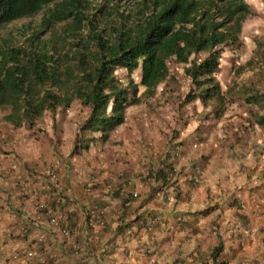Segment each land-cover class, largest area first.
I'll use <instances>...</instances> for the list:
<instances>
[{"label":"crops","instance_id":"1","mask_svg":"<svg viewBox=\"0 0 264 264\" xmlns=\"http://www.w3.org/2000/svg\"><path fill=\"white\" fill-rule=\"evenodd\" d=\"M39 127L6 136L8 151L0 150V264L27 240L16 231L20 222L31 224L30 243L44 235L38 259L46 264H264V151H188L175 143L152 157L127 151L139 135L117 132L122 125L77 154L72 130ZM170 168L169 186L143 179ZM48 169L58 177L52 192L42 187ZM28 197L59 209L69 236L44 217L35 228Z\"/></svg>","mask_w":264,"mask_h":264},{"label":"trees","instance_id":"2","mask_svg":"<svg viewBox=\"0 0 264 264\" xmlns=\"http://www.w3.org/2000/svg\"><path fill=\"white\" fill-rule=\"evenodd\" d=\"M250 14L246 0H0V110H9L3 121L29 130L45 113L54 122L59 109L78 101L89 110L76 137L78 154L124 125L127 110L140 102L138 88L152 94L169 78L171 62L183 65L193 87L189 102L224 105L215 76L224 51L239 48ZM37 15L36 25L9 29ZM138 69L136 84L131 75ZM247 100L264 109L262 95ZM254 120L264 127V113ZM175 176L170 168L143 179L169 186Z\"/></svg>","mask_w":264,"mask_h":264},{"label":"rangeland","instance_id":"3","mask_svg":"<svg viewBox=\"0 0 264 264\" xmlns=\"http://www.w3.org/2000/svg\"><path fill=\"white\" fill-rule=\"evenodd\" d=\"M246 2L251 14L242 24L239 48L224 51L215 76L225 104H219L215 99L204 105L199 100L189 102L187 98L193 87L183 73V65L171 62L169 78L149 95H144L143 88L139 87V104L127 110L124 127L117 132L125 134L133 130L139 135L134 140L136 147H128L127 151H151L153 157V151H172L175 143L187 146L188 151H264V127L257 126L253 118L255 114L264 113V109L247 100L251 95L264 97V0ZM125 4L130 3L126 1ZM39 19L40 15L23 19L9 29L27 23L36 25ZM139 70L131 75L136 84L139 83ZM117 76L127 83L124 71H118ZM88 112V108L75 101L67 110L61 109L57 113L54 126H51V114L47 113L37 121L40 127L35 131L45 134V127H48L59 135L72 130L79 137V129ZM8 113V109L0 110V136L4 137L0 138L1 151H8L3 142L6 136L9 139L18 133L20 136H25L24 132L31 133L23 127L14 129L3 121V116ZM85 135L87 139L90 137L88 133ZM116 144L123 149V142Z\"/></svg>","mask_w":264,"mask_h":264},{"label":"built area","instance_id":"4","mask_svg":"<svg viewBox=\"0 0 264 264\" xmlns=\"http://www.w3.org/2000/svg\"><path fill=\"white\" fill-rule=\"evenodd\" d=\"M40 176L39 180L44 178L42 180V187L45 191L52 192L57 190L58 177L53 169L46 170L42 178H40ZM92 186L93 183L91 182L90 186L86 189L89 190ZM19 189L21 193H26L24 185L19 186ZM132 196L133 198L137 197L136 194ZM28 200L32 208L31 215L34 218L32 224L35 228H39L41 219L44 217L52 231L59 232L63 237L69 236L70 233L67 227L62 226L63 216L59 209L49 205L46 201L34 200L30 197H28ZM30 226L31 224H27L26 222H20L17 226L16 231L27 240H24V242L18 246L17 250L8 254L6 264H46L38 259L39 249L42 248L45 237L42 233L35 234L33 241L31 240L30 243L29 236L32 232ZM74 250L77 251L78 247H74Z\"/></svg>","mask_w":264,"mask_h":264}]
</instances>
